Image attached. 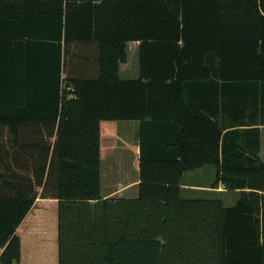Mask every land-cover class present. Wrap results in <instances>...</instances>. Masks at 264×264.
Segmentation results:
<instances>
[{
  "label": "trees",
  "instance_id": "1",
  "mask_svg": "<svg viewBox=\"0 0 264 264\" xmlns=\"http://www.w3.org/2000/svg\"><path fill=\"white\" fill-rule=\"evenodd\" d=\"M10 38L55 60L39 113L55 139L32 175L0 174V264H19L16 230L36 186L57 200V264H264L257 130L222 135L194 96L264 85V0H0V49ZM128 41L139 42V76L122 80ZM85 42L97 45L98 75L62 77L69 45ZM22 89L0 77V122L13 134L15 120L33 116ZM121 120L140 122L138 195L102 198L100 161ZM205 163L215 183L239 190L235 204L181 194L182 173Z\"/></svg>",
  "mask_w": 264,
  "mask_h": 264
},
{
  "label": "crops",
  "instance_id": "2",
  "mask_svg": "<svg viewBox=\"0 0 264 264\" xmlns=\"http://www.w3.org/2000/svg\"><path fill=\"white\" fill-rule=\"evenodd\" d=\"M5 28L13 31L10 34H16L20 27L10 25ZM138 45V41L126 43V61L124 68L117 73L119 79L130 80L139 76ZM68 48L70 52L62 77L81 75L93 78L98 75L95 42L71 43ZM44 52L40 44H28L24 38H10L0 49L2 87L9 90L14 83L18 88L23 87L22 107L27 109V114L33 112L29 119L12 120L17 125L16 134L10 132L6 122H0L4 131L0 141L8 143L2 151L0 149L1 174L32 175L40 163L43 144L47 139H55L54 135L43 132L47 123L39 114L43 107L48 106L46 97L51 95V76L55 70V60ZM67 89L70 90V86ZM194 96L199 112L217 122L222 135L233 129H256L259 141L257 156L264 162V85H211L195 91ZM74 97L72 93L67 95V98ZM139 126L140 122L136 120L116 122L113 153L103 158L99 166L102 198L137 197ZM215 173L216 167L211 163L184 171L180 179L181 194L184 197L220 199L225 206L235 204L239 190L227 189L221 182L215 183ZM213 175L214 180H211ZM35 190L38 194L33 205L16 230L21 244L19 264H57V200L40 197V186Z\"/></svg>",
  "mask_w": 264,
  "mask_h": 264
},
{
  "label": "rangeland",
  "instance_id": "3",
  "mask_svg": "<svg viewBox=\"0 0 264 264\" xmlns=\"http://www.w3.org/2000/svg\"><path fill=\"white\" fill-rule=\"evenodd\" d=\"M43 132H47L46 131V127H43ZM3 133H4V131H2V127H0V135L3 134ZM52 142H53L52 140L47 139L45 141V144H51ZM7 144H8L7 142H4L3 143V142L0 141V149H1V151H2V147L5 146V145H7ZM209 167H212V166H209ZM2 175H4V174H2ZM5 176H8V174H5ZM204 178H207V177H204ZM210 178H211V180H214V175L212 177H210ZM182 195H183V193H182ZM183 196H185V195H183ZM54 256H55V254H54Z\"/></svg>",
  "mask_w": 264,
  "mask_h": 264
}]
</instances>
